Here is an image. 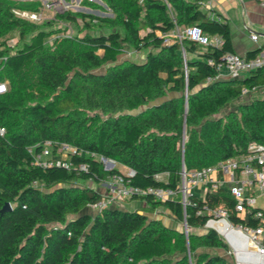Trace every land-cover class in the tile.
Returning <instances> with one entry per match:
<instances>
[{
	"label": "trees",
	"instance_id": "obj_1",
	"mask_svg": "<svg viewBox=\"0 0 264 264\" xmlns=\"http://www.w3.org/2000/svg\"><path fill=\"white\" fill-rule=\"evenodd\" d=\"M100 1L113 19L83 12L63 17L86 21L88 28L97 20L115 29L62 36L46 45V30L16 17L11 7L17 2L0 0V37L14 27L21 39L31 32L12 52L0 41V55H6L0 80L7 85L0 95V208L10 205L0 213V264H233L199 249L227 248L211 229L185 236L139 207L91 214L84 208L101 195L79 183H99L120 172L104 171L98 156L131 167L133 186H174L181 163L187 169L216 164L244 153L250 141L264 142V93L212 117L240 96L241 85L264 84V65L242 79H217L223 53L233 52L230 28L198 0ZM189 26L217 36L219 44L183 38L184 59L179 43H164L162 34ZM128 46L147 49L144 60L117 63ZM45 140L53 154L60 142L75 152L64 164L35 165L29 148L39 151ZM161 173L165 180L157 177ZM133 199L183 220L175 200ZM193 199L195 205L185 209L187 227L205 223L207 215L195 213L202 204L222 206L229 218L240 220L226 190Z\"/></svg>",
	"mask_w": 264,
	"mask_h": 264
},
{
	"label": "built area",
	"instance_id": "obj_2",
	"mask_svg": "<svg viewBox=\"0 0 264 264\" xmlns=\"http://www.w3.org/2000/svg\"><path fill=\"white\" fill-rule=\"evenodd\" d=\"M198 1L201 5L210 2V0ZM260 5L264 7V0H260ZM31 18L37 19L38 17L33 14ZM195 29L194 26L175 27L171 32L162 34L164 43L177 42L180 49L183 50L181 44L183 38L201 41L206 45H210L213 43L210 40L212 37L217 42L214 45L219 44L220 40L217 36L208 35L199 29L195 31ZM249 36L252 40L257 38L255 32ZM208 37L209 40H207ZM5 58V54L0 55V68L3 66ZM263 65L264 46H261L251 57H245L234 52H225L222 55V62L217 65L218 74L216 78L219 77L222 68L226 71V77L228 78H239L240 76L244 78ZM210 80L211 77H206V81ZM260 85L264 86V84H254L252 86L243 84L240 87L239 94L240 96L245 95ZM6 90V81L0 80V95L5 93ZM2 132L3 128H0V133ZM51 145L52 143L49 140H45L39 151L34 152L33 147L29 148L33 155V164L39 166L64 164L62 160L75 152L72 145L60 142L56 153L53 154L50 148ZM79 168L86 170L87 165L80 164ZM133 174L134 170L126 166L124 172H115L110 175L105 196L88 204L87 207L95 213L106 207H115L114 204L118 201L147 195L159 201L175 200L181 205L184 234L187 236L185 209L187 206L195 205L193 197L203 199L206 193H215L219 189H223L232 196L234 200L233 210L235 215L240 218L239 221L229 218L227 209L222 206L211 207L202 204L201 208H198L195 213H205L207 218L203 225L216 234L218 232L213 227L207 226L208 222L223 220L240 233L245 240V246L233 245L222 237L227 245L226 253L231 256L230 261L233 264H264V208L257 206L256 203L258 196H264V142L250 141L247 143L244 153L236 157L222 159L216 164L187 169L181 163L177 173L178 181L174 186H133L130 184V177Z\"/></svg>",
	"mask_w": 264,
	"mask_h": 264
},
{
	"label": "rangeland",
	"instance_id": "obj_3",
	"mask_svg": "<svg viewBox=\"0 0 264 264\" xmlns=\"http://www.w3.org/2000/svg\"><path fill=\"white\" fill-rule=\"evenodd\" d=\"M13 1L18 3L17 6L11 7V12L16 17L31 22L32 25L37 28L46 30L47 34L43 39L44 40L43 42L46 45H50L55 38H60L62 36L81 35L85 32L97 34V33L106 32L110 29H115L117 27L115 25H110V24L108 25L99 24L97 20H94L92 22L90 21L91 27L88 28L87 26L84 25L85 24L84 22L86 21H82L81 19L78 18L76 22H71L67 18L63 17L67 13L75 14L77 12H83V13L91 14L94 17H99V18L104 17L108 19H113L114 13L104 2L100 0H13ZM33 14L36 15L38 18L32 19L31 15ZM57 30H59V32H56ZM168 32H171V30ZM240 33L241 32L236 30L235 27L231 29V39L235 43L241 44V42H244L246 34L243 31L242 33L244 34H242L243 36L240 37L239 36ZM30 34L31 32H27L24 38L21 39V37H19L18 35V27H14L10 29L6 33V35L0 37V41L4 42V46L1 48L7 47L9 51L11 50L12 52L16 47H18L21 44L23 39L27 40ZM209 39L210 38L208 37L207 40ZM210 40L213 42L211 45L217 43L215 40H213L212 37ZM195 41L201 44L202 46H206V44L201 41H197V40ZM146 52L147 49H141L139 51H136L132 47L128 46L126 47L125 51H123L117 56L116 62L117 63L122 61L140 62L144 60ZM180 54L182 55L183 58L187 57V54H185L184 49L183 50L180 49ZM103 69L104 67L102 66L97 68L96 71H103ZM221 74L226 75V72L223 68ZM241 78L242 77L240 76L237 79H241ZM263 93H264V86L260 85L259 87L252 89L249 93L245 95H241L229 101L224 106L220 107L219 110L212 115V117L222 116L231 110H236L240 102H248L257 97H261ZM150 103L152 102H148V104ZM82 153L86 154L85 152ZM96 158L101 159L102 168L104 171H107L112 168H117L120 172L125 171V169L123 170V168L120 169L119 164L115 161H111V159L101 158L98 156ZM166 176L167 174H159L157 177L161 180H165ZM109 180H110V176H107L105 180H102L99 183H95L91 180H84L81 181L79 184L85 185L86 187H89L99 192L101 197H104L109 186ZM256 203L257 206L264 208V196H258L256 199ZM114 206L120 208L124 206L125 208H129V209L139 207L143 209L144 213H146L147 211L145 209L149 208L147 206H140L139 201L135 199L133 200L126 199L123 201H118L116 204H114ZM84 210L89 211L91 214H93V211L89 209L87 206L84 208ZM146 215L149 218L151 217L158 218L163 225L172 227L184 233L183 223L177 221L174 218V216L170 213V211L162 206H157L152 211H149ZM207 229L209 228L206 227L205 225L197 228L187 227L186 233L187 235L189 232L201 233ZM218 236L222 238V236H220L219 234ZM199 249L207 250L208 252L211 253H213L214 251L220 254L221 256H223L227 260L231 259V256L226 253V249H222V248L209 249L202 247Z\"/></svg>",
	"mask_w": 264,
	"mask_h": 264
},
{
	"label": "crops",
	"instance_id": "obj_4",
	"mask_svg": "<svg viewBox=\"0 0 264 264\" xmlns=\"http://www.w3.org/2000/svg\"><path fill=\"white\" fill-rule=\"evenodd\" d=\"M201 7L204 10H209V14L211 16L215 14L217 18L220 17L219 19L226 20L230 28V36L231 29L233 27L241 32L239 35L240 37L244 34L242 32H245V39L243 38L244 42H241V44L235 43L231 39V45L234 53L244 56L247 51L254 50L261 45H264V7L260 5V0H210L209 3L201 5ZM253 32L257 34L256 40H252L249 36ZM221 73L222 70L219 72V77H217V79L228 78L226 75H222ZM118 164L120 169L123 168L124 170L126 168L125 165L120 163ZM137 201H139L140 206H146L144 200ZM122 208L125 207L123 206ZM152 210L148 209L145 214ZM207 225L213 227L231 244L236 246H245V240L241 237L240 233L235 231L225 221L219 220L215 222H208Z\"/></svg>",
	"mask_w": 264,
	"mask_h": 264
},
{
	"label": "water",
	"instance_id": "obj_5",
	"mask_svg": "<svg viewBox=\"0 0 264 264\" xmlns=\"http://www.w3.org/2000/svg\"><path fill=\"white\" fill-rule=\"evenodd\" d=\"M195 31H197V28L195 29ZM260 48V47H258ZM230 79H237V78H230ZM10 209V205L8 202H4L0 208V213L6 212Z\"/></svg>",
	"mask_w": 264,
	"mask_h": 264
},
{
	"label": "bare ground",
	"instance_id": "obj_6",
	"mask_svg": "<svg viewBox=\"0 0 264 264\" xmlns=\"http://www.w3.org/2000/svg\"><path fill=\"white\" fill-rule=\"evenodd\" d=\"M236 231V230H235ZM238 232V231H237Z\"/></svg>",
	"mask_w": 264,
	"mask_h": 264
}]
</instances>
